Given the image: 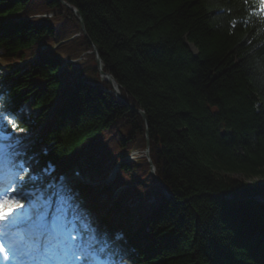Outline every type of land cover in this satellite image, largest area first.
Wrapping results in <instances>:
<instances>
[{"label":"trees","instance_id":"1","mask_svg":"<svg viewBox=\"0 0 264 264\" xmlns=\"http://www.w3.org/2000/svg\"><path fill=\"white\" fill-rule=\"evenodd\" d=\"M65 1L85 31L60 0H0V113L18 126L1 121L11 134L0 141L44 124L13 154L26 185L47 192L71 159L100 179L147 148L160 180L143 155L119 163L112 183L68 190L84 235L97 226L106 241L102 254L117 264H264L259 0ZM93 46L146 120L101 78ZM78 57L60 77V61ZM118 184L127 186L114 197Z\"/></svg>","mask_w":264,"mask_h":264},{"label":"snow or ice","instance_id":"2","mask_svg":"<svg viewBox=\"0 0 264 264\" xmlns=\"http://www.w3.org/2000/svg\"><path fill=\"white\" fill-rule=\"evenodd\" d=\"M260 10L264 12V0H259ZM9 115H13L9 112ZM0 121L3 122L4 125L11 127L13 130L17 129V124L14 120L7 119L3 113H0ZM22 131V130H21ZM4 133L0 132V136H3ZM25 175H19L16 177L21 183L25 181L27 178L28 170L23 166L20 169ZM29 195L27 191H24L20 185H15L12 183L0 184V221H9L14 214L25 207L24 198ZM58 194H54L56 196ZM67 199H72L71 196H68ZM46 215V213H45ZM24 218H20L18 221H13V223H23ZM80 236L79 233L70 234V239L76 240ZM93 253L90 254L87 249L82 250L80 253L75 254V259L77 261H81L82 264H90V255L91 260H97L98 257L94 254L97 249H95V244H100L101 247L98 251L103 252L104 248L107 246L106 241H102L99 239L96 234H93ZM15 249L12 247L11 243L5 244L4 242H0V264H4V262L9 259H13L14 257L11 255Z\"/></svg>","mask_w":264,"mask_h":264},{"label":"water","instance_id":"3","mask_svg":"<svg viewBox=\"0 0 264 264\" xmlns=\"http://www.w3.org/2000/svg\"><path fill=\"white\" fill-rule=\"evenodd\" d=\"M65 6H67L68 8H70L74 13H76L77 14V17H78V19L80 20V22H81V24H82V28L84 29V26H83V21H82V18H81V16L78 14V10H77V8H75L74 6H72V5H70L69 3H67L65 0H60ZM94 52H95V54H96V60H97V65H98V69H99V73L101 74V76L103 77V78H105L107 81H109L110 83H111V85H112V87H113V90H114V92H115V94L125 103V104H127L132 110H134V111H137L142 117H143V119L144 120H146V114H145V112L142 110V109H140V108H136V107H134L130 102H129V100L127 99V98H125L122 94H121V92H120V90L118 89V83L115 81V79L113 78V76L110 74V73H108V72H105L104 70H102V68H101V65H102V63H101V59H100V56L98 55V53H97V49H96V47L94 46ZM146 134H147V129H146ZM147 156H148V153H147ZM151 161V160H150ZM151 172L153 173V175L157 178V179H159L157 176H156V174L154 173V169H153V166H152V164H151ZM164 187H165V185H164ZM165 189H166V191H167V188L165 187ZM169 194V193H168ZM170 196V195H169ZM260 201H262V202H264V200H261V199H259Z\"/></svg>","mask_w":264,"mask_h":264},{"label":"bare ground","instance_id":"4","mask_svg":"<svg viewBox=\"0 0 264 264\" xmlns=\"http://www.w3.org/2000/svg\"><path fill=\"white\" fill-rule=\"evenodd\" d=\"M32 213H33V211H31L29 209H26V210H23L22 209L21 211L18 210L10 220H12V221H18L20 218H24L25 215H27V214H30L31 215ZM45 213H47V212H45ZM44 214H40V215H44ZM1 222L4 224L7 221H1ZM26 224H28V222L25 221V219H24L23 223H19L18 228L19 229H24V227H25ZM14 233H18V231L16 230V232H14Z\"/></svg>","mask_w":264,"mask_h":264},{"label":"rangeland","instance_id":"5","mask_svg":"<svg viewBox=\"0 0 264 264\" xmlns=\"http://www.w3.org/2000/svg\"><path fill=\"white\" fill-rule=\"evenodd\" d=\"M193 48V50H195V48L194 47H192ZM196 51V50H195ZM26 109H29V107L27 106V108ZM254 178V177H253ZM254 179H256V181H261L262 179L261 178H254ZM63 199V197H62V194L61 193H58V195H56V197L53 199V200H55V202L56 203H58V205L59 204H61L60 203V201ZM52 201L50 202V204L49 205H51L52 206ZM25 207H28V208H32L30 205H29V203L28 204H26L25 205ZM39 207H42V206H39ZM37 207H33V209H36ZM94 230H92L91 232H93Z\"/></svg>","mask_w":264,"mask_h":264}]
</instances>
